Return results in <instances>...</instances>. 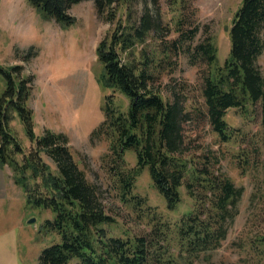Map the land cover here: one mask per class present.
<instances>
[{"label": "trees", "instance_id": "trees-1", "mask_svg": "<svg viewBox=\"0 0 264 264\" xmlns=\"http://www.w3.org/2000/svg\"><path fill=\"white\" fill-rule=\"evenodd\" d=\"M83 1L87 0H27L37 12L65 26L75 21L68 11ZM92 1L97 14L115 24L112 33L95 49L103 70L100 84L128 99L127 110L120 112L112 106V95L105 96L104 120L93 137L108 143L110 170L121 197L141 209L145 200L133 190L137 177L147 168L168 210L174 211L180 204L181 186L193 203L192 209L174 225L159 222V240L167 247L166 252H158L161 248L156 239L109 236L103 227L114 220L105 213L97 188L75 162L68 138L51 130L35 135L33 111L28 106L33 88L30 78L21 77L22 66H0V169H11L14 183L28 204L52 214L51 219H44L43 227L57 233L61 243L43 250L40 264H175L178 257L188 264L202 253L216 250L226 239L243 188L223 174H214L207 166L199 168L181 156L182 124L188 115L174 93L164 95L161 77L175 70L173 57L180 49L185 53V48L179 38L164 46L156 44L154 35L160 22L153 9L158 0ZM139 3L142 11L136 19L135 5ZM184 3L187 0L169 2L170 10L179 15L175 23L179 37L186 21ZM121 4L125 22L117 16ZM197 32L195 26L190 37L194 39ZM150 34L155 41L147 48ZM228 38L229 51L221 63L209 35L188 46L185 53L188 61L201 70L205 113L198 119H206L224 142L231 136L226 121L230 109L245 111L260 102L264 123V78L257 64L264 51V0L241 1ZM15 117L34 144L27 152L10 127ZM129 149L136 155L131 168L125 163ZM262 191L264 211V187ZM153 217L158 220L157 215ZM259 242L264 245V234ZM171 246L177 249V255L171 252Z\"/></svg>", "mask_w": 264, "mask_h": 264}, {"label": "rangeland", "instance_id": "rangeland-1", "mask_svg": "<svg viewBox=\"0 0 264 264\" xmlns=\"http://www.w3.org/2000/svg\"><path fill=\"white\" fill-rule=\"evenodd\" d=\"M241 1L187 0L183 6L186 20L181 27L183 35L179 37L175 32L179 15L170 10V0H158L153 9L160 22L154 35L156 44L164 46L179 38L187 53L188 46L209 35L221 63L229 51L228 30ZM123 8L121 4L117 16L125 22ZM141 11L142 4H136V19ZM68 13L75 21L65 26L37 12L27 0H0V66H22L21 77L31 79L33 90L28 106L33 111L35 135L39 137L45 130H51L68 138L75 162L97 188L105 213L114 220L112 225L103 227L107 234L122 239H156L161 248L158 252H166L167 247L159 240V222L174 225L192 209L193 203L181 186L180 204L174 211L168 210L147 168L137 177L133 190L134 195L145 200L141 209L122 199L110 170L108 143L93 138L104 120L105 96L112 95V106L117 111L125 112L128 108L125 96L105 90L100 84L103 70L95 49L101 39L112 33L115 24L97 14L92 0L74 5ZM195 26L198 32L192 39L189 32ZM155 39L148 35L145 46L152 47ZM185 53L180 49L173 57L175 70L161 77L164 95L174 93L188 115L182 124L181 156L191 159L199 168L207 166L214 174H223L236 187L243 188L226 239L216 250L202 253L188 264H264V245L259 242L264 234L261 104L250 105L245 111L228 110L226 121L231 136L229 141H222L206 119H198L199 114L205 113L201 70L199 65L188 61ZM257 64L264 78V51ZM10 127L25 151H29L34 144L29 142L17 117ZM135 162L134 150H127L126 167H133ZM46 218L51 219L52 214L26 202L25 194L14 183L11 169H0V264H40L43 250L61 243L57 233L43 227ZM171 252L178 254L172 246ZM175 264L186 262L178 257Z\"/></svg>", "mask_w": 264, "mask_h": 264}, {"label": "water", "instance_id": "water-1", "mask_svg": "<svg viewBox=\"0 0 264 264\" xmlns=\"http://www.w3.org/2000/svg\"><path fill=\"white\" fill-rule=\"evenodd\" d=\"M31 222V221H30Z\"/></svg>", "mask_w": 264, "mask_h": 264}]
</instances>
